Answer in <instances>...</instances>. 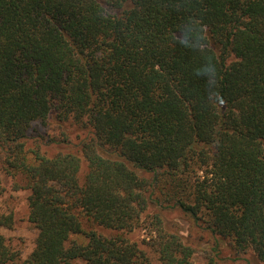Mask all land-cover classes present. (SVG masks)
Segmentation results:
<instances>
[{"label": "trees", "instance_id": "trees-1", "mask_svg": "<svg viewBox=\"0 0 264 264\" xmlns=\"http://www.w3.org/2000/svg\"><path fill=\"white\" fill-rule=\"evenodd\" d=\"M0 175V264H194L174 209L264 264V0H0Z\"/></svg>", "mask_w": 264, "mask_h": 264}, {"label": "rangeland", "instance_id": "rangeland-1", "mask_svg": "<svg viewBox=\"0 0 264 264\" xmlns=\"http://www.w3.org/2000/svg\"><path fill=\"white\" fill-rule=\"evenodd\" d=\"M37 135V133H35ZM34 139L36 137L33 135ZM49 153H53L51 148ZM87 170V163H83V173ZM0 213L7 215L12 213L14 216L13 228L8 229L0 226V235L5 236L11 243V246L22 253L23 259L28 257L34 248L37 237V230L28 221V191L11 190L10 180L6 176L0 175ZM168 220L176 222L179 225L182 235L193 247L197 248L192 259L194 264H209L212 254L208 252L210 249L211 233L206 230L204 224H197L189 217L185 216L181 211L174 209L168 214ZM151 232L148 228L147 221L143 223V227L136 229L129 235L133 242H137L141 249L147 253L148 264H163L156 253L151 248ZM206 249V250H204ZM228 249V248H227ZM224 249L219 257H216L217 264H261L253 252L247 254H238L236 252ZM74 264H84L76 262Z\"/></svg>", "mask_w": 264, "mask_h": 264}]
</instances>
